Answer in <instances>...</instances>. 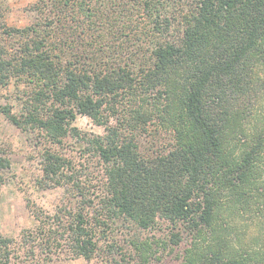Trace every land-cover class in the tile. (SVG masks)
Here are the masks:
<instances>
[{"label": "trees", "instance_id": "1", "mask_svg": "<svg viewBox=\"0 0 264 264\" xmlns=\"http://www.w3.org/2000/svg\"><path fill=\"white\" fill-rule=\"evenodd\" d=\"M32 8L35 23L2 24L0 88L14 84L18 110L0 103V116L41 143L37 186L65 187L79 201L51 223L36 212L23 245L0 231V264H51L61 251L104 252L108 264H152L164 253L179 264H264V0ZM141 12L146 37L131 24ZM78 115L104 133L79 131ZM68 137L86 144L99 184L62 150ZM11 152L0 139V187ZM156 229L165 238L142 236Z\"/></svg>", "mask_w": 264, "mask_h": 264}, {"label": "rangeland", "instance_id": "2", "mask_svg": "<svg viewBox=\"0 0 264 264\" xmlns=\"http://www.w3.org/2000/svg\"><path fill=\"white\" fill-rule=\"evenodd\" d=\"M36 2L37 0H0V41L7 37L2 26L3 22L7 27L23 28L37 21L39 14L32 8ZM132 20L133 33L143 34L146 37L151 26L146 14L144 12L135 13ZM73 26L79 28L78 32L82 30L81 25L78 26L75 22ZM17 93L18 90L14 84L10 88H0V103L16 104L15 109L18 110V103H14ZM73 125L84 134H103L105 130L104 126L97 125L88 116L82 115L77 116ZM0 139L4 144H9L12 150V168L8 172V181L0 187V231L13 238L16 245L20 246L24 244V235L35 231L40 224L35 217L36 212L47 223H51L61 208L65 206L72 208L78 204L79 200L65 187L41 189L37 186L36 178L41 174L37 144L41 143L38 142L39 140L31 139L28 134L2 115L0 116ZM148 140H151V136ZM146 145L153 146L154 144ZM85 148L86 144L74 137L66 138L62 146V150L75 161L78 167L84 169V172L94 171L96 175L94 182L99 184L103 179L99 167L94 157L86 153ZM122 230L124 231L123 228ZM117 235L120 242H123L126 236L128 237L120 231ZM142 236L153 240L162 239L165 238V230L145 231ZM103 245L106 247L108 241ZM156 248L160 250L158 254L161 255L162 247L156 246ZM21 253L19 254L24 256V251ZM164 254L152 264H179V260L175 258L176 254ZM106 260L107 255L104 252L94 259L87 260L83 257L73 258L71 252L61 251L54 256L51 264H108Z\"/></svg>", "mask_w": 264, "mask_h": 264}]
</instances>
